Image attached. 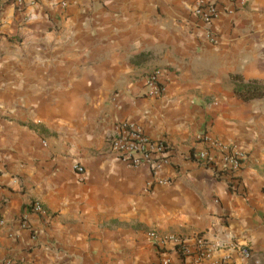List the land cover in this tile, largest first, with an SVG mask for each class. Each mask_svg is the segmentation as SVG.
Segmentation results:
<instances>
[{"label":"crops","instance_id":"1","mask_svg":"<svg viewBox=\"0 0 264 264\" xmlns=\"http://www.w3.org/2000/svg\"><path fill=\"white\" fill-rule=\"evenodd\" d=\"M197 1L0 0V264H187L198 236L202 264H264V98L231 78L264 83V0L214 19L215 44ZM122 120L167 141L169 184L109 151ZM202 133L246 154L236 190L192 158Z\"/></svg>","mask_w":264,"mask_h":264},{"label":"built area","instance_id":"2","mask_svg":"<svg viewBox=\"0 0 264 264\" xmlns=\"http://www.w3.org/2000/svg\"><path fill=\"white\" fill-rule=\"evenodd\" d=\"M1 3V2H0ZM247 5L246 0H198L194 9L193 16L203 24L204 35L209 43L215 44L217 41L216 34L211 28V23L223 12L233 14L236 11L243 10ZM1 13V4H0ZM1 24V16H0ZM148 88L146 95L155 98L160 97L164 92V84L161 78V71L155 70L150 73L145 80ZM196 142L202 144V148L193 150L192 158L198 163L209 167L213 174L226 182L227 186H232L236 190L240 184L239 173L243 168L247 157L246 154L237 149L235 146L221 144L217 139L207 134L196 136ZM109 151L114 154L116 160L125 166L133 169L147 166L151 171L154 181L161 184H169V180L160 177V171L169 162V148L164 138H152L148 136L139 126L127 120L117 121L114 132L107 141ZM76 172L83 174V168L75 166ZM4 199H0V207L4 205ZM36 214L38 216H47L46 209L39 201H32L26 207L25 214ZM22 216L24 219L26 216ZM25 220H23L24 222ZM3 221L0 220V223ZM24 227H27L24 225ZM29 229V227H28ZM152 238H156L154 234ZM157 239L155 243L159 249L164 250L171 243L173 247L181 244L174 237ZM182 245V244H181ZM240 253L244 258L250 256L246 248H242ZM195 256L187 264H202L201 259H207L210 256L209 245L203 237L195 239ZM1 264H18L14 259L6 258ZM159 264H173L168 255H164ZM186 264V263H184ZM208 264H224L223 262Z\"/></svg>","mask_w":264,"mask_h":264},{"label":"trees","instance_id":"3","mask_svg":"<svg viewBox=\"0 0 264 264\" xmlns=\"http://www.w3.org/2000/svg\"><path fill=\"white\" fill-rule=\"evenodd\" d=\"M234 81V95L244 101L249 102L255 99L264 98V83L260 80L250 79L245 81L240 75H232ZM228 189L234 191L232 186H228ZM176 252H178L180 258H184V246L177 244L174 246ZM164 251V250H160Z\"/></svg>","mask_w":264,"mask_h":264}]
</instances>
